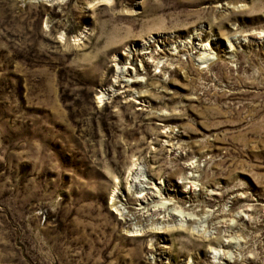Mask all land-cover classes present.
Masks as SVG:
<instances>
[{"label": "rangeland", "instance_id": "374dc122", "mask_svg": "<svg viewBox=\"0 0 264 264\" xmlns=\"http://www.w3.org/2000/svg\"><path fill=\"white\" fill-rule=\"evenodd\" d=\"M0 264H264V0H0Z\"/></svg>", "mask_w": 264, "mask_h": 264}, {"label": "bare ground", "instance_id": "6f19581e", "mask_svg": "<svg viewBox=\"0 0 264 264\" xmlns=\"http://www.w3.org/2000/svg\"><path fill=\"white\" fill-rule=\"evenodd\" d=\"M120 72H118V74H119ZM125 80H128V79H125ZM102 98H104V94L103 93H101L100 95H98V99L101 101V100H103ZM140 173H141V168L139 167V166H135L134 165V167H132V169H131V174L133 175L132 176V178H131V184L132 185H134V186H136V187H141V182H142V178H139L140 177ZM184 178H188L187 176L186 177H184ZM183 182H188V181H183ZM144 184V183H143ZM144 187L143 188H145L146 189V187H147V185L145 184V185H143ZM148 186H149V184H148ZM149 187H151V186H149ZM152 187H153V185H152ZM142 188V187H141ZM150 189V188H149ZM149 192V191H148ZM113 195H116V193L114 192L113 193ZM117 196V195H116ZM112 197V199H114L113 200V202H112V208L116 211V213L117 214H119L121 217H122V219H124V220H128V215H130V214H128V212L127 211H125L119 204H118V202H117V200H116V198L117 197ZM190 197V196H189ZM139 200H141V203H140V206L138 207V210L137 211H139V208L141 209V210H143V209H145L147 206H146V204L144 205V206H142L143 205V202H144V200L142 201V198L141 199H139ZM150 208H152V207H150ZM150 208H148V209H150ZM154 208V207H153ZM144 211V210H143ZM134 213V212H133ZM147 213V212H146ZM195 214V213H194ZM199 214V213H198ZM135 215H142V213L141 212H136L135 213ZM149 215V214H148ZM152 215V214H151ZM179 225L180 226H182V227H186V228H190L191 230H193V232H198V233H201V234H204L206 237H209V238H214V240L217 242V243H223L222 244V247L225 245V246H228L230 243H229V240H228V242H226L227 241V239H223V241H220L221 240V238H220V236H218V235H211V233H209V231L205 228V227H203V225H199V221H201L202 220V216L199 218V217H197V216H193L192 217V215L193 214H191V213H184V212H179ZM196 215V214H195ZM200 215V214H199ZM149 217V216H148ZM152 217V216H151ZM204 217V216H203ZM129 220H130V218H129ZM166 223V222H165ZM153 226V228H163V227H169V225L170 224H168V225H159V226H157V225H155L154 226V224H152ZM167 229V228H166ZM140 230H142V227H133L130 231H132V232H134L135 234H139V233H136V232H139ZM144 230V229H143ZM143 230H142V232H143ZM149 230V229H148ZM155 230H157V229H155ZM164 231V230H163ZM156 232V231H155ZM162 232V231H161ZM219 241V242H218ZM212 249V253L214 254L213 255V257L214 258H216V259H218V260H215L217 263H220V262H222V259H225V260H227V261H230L231 259L230 258H228L226 255H227V251H225V249L224 248H211Z\"/></svg>", "mask_w": 264, "mask_h": 264}]
</instances>
